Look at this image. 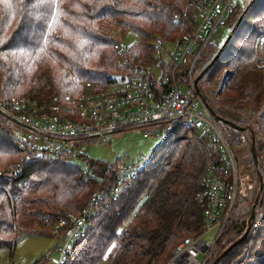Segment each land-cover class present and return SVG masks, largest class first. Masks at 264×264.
<instances>
[{
  "label": "trees",
  "instance_id": "obj_1",
  "mask_svg": "<svg viewBox=\"0 0 264 264\" xmlns=\"http://www.w3.org/2000/svg\"><path fill=\"white\" fill-rule=\"evenodd\" d=\"M242 6H234L227 16L229 40L201 69L202 59L210 55L208 44L195 66L198 83L223 68L234 70L230 101L242 102L246 91L258 90L245 100L250 108L242 147L254 187L237 200L207 264H233L243 254L248 264H264V74L254 65L260 55L255 40L258 27H264V0H249L232 27L233 14ZM174 16L177 24L171 22ZM192 27L188 0H0V102L31 98L48 104L78 94L84 83H106L123 69L116 50L120 36H136L127 54L128 64H136L140 55L145 62L153 59L152 40L174 41ZM235 41L240 47H234ZM21 130L0 111V251L13 252L22 232L52 236L42 217L79 216L95 192H103V201L87 219L86 233L65 264H97L112 244L117 251L109 264H165L175 243L202 232L197 195L206 166L217 163L206 135L174 127L128 190L113 200L105 190L111 181L107 163L85 160L82 167L63 156L29 160L17 145ZM189 131L195 142L179 137Z\"/></svg>",
  "mask_w": 264,
  "mask_h": 264
},
{
  "label": "built area",
  "instance_id": "obj_2",
  "mask_svg": "<svg viewBox=\"0 0 264 264\" xmlns=\"http://www.w3.org/2000/svg\"><path fill=\"white\" fill-rule=\"evenodd\" d=\"M188 1L193 27L174 41L154 39L151 64H128L129 47L118 40L116 50L123 59V72L109 75L106 83H84L80 93L54 98L48 104L31 98L0 102V111L22 127L17 133V145L29 160L64 156L67 161L83 164L91 160L85 154L89 145H106L113 136L128 130L161 144L176 126L206 135L217 163L206 166L197 195L203 208L202 232L175 243L165 264H207L237 200L246 198L254 187L248 167L238 157L246 141L247 112L222 115L209 106L208 101L212 100L195 84L196 63L211 39L227 27L234 2ZM178 20L174 16L171 22L177 24ZM170 45L171 54V48L166 49ZM153 65L158 68V79L152 72ZM221 93L213 98L218 99ZM151 159L152 155L136 161L107 163L111 181L105 190L109 196L113 200L121 198ZM81 166L86 167L85 163ZM103 198V192H95L79 216H43V223H50L51 235L60 242L55 248L59 259L54 260L50 254L36 264H65L73 245L86 233L87 219L97 211ZM10 264H23V260H11Z\"/></svg>",
  "mask_w": 264,
  "mask_h": 264
},
{
  "label": "rangeland",
  "instance_id": "obj_3",
  "mask_svg": "<svg viewBox=\"0 0 264 264\" xmlns=\"http://www.w3.org/2000/svg\"><path fill=\"white\" fill-rule=\"evenodd\" d=\"M244 1L245 0H233L234 6L235 7L242 6ZM248 2L249 0H247L245 4H243L242 8H238L234 12L232 25H231L232 27L235 25L238 17L241 15V12L243 11V9L245 8ZM248 21H251V19H249ZM258 28L260 35L258 38H256L255 43H256V47H258L257 53L260 55L256 57L258 58V60H255L254 65L262 69L264 74V27L260 26ZM228 35H229V27H226L211 39L212 47L210 46L209 49L207 50L210 51V55L202 59L201 69L207 66L210 59L217 52L219 46H221L228 38ZM163 39H165L168 42L171 40L166 38ZM119 40L125 46L130 48L136 42V36L133 33L128 32L125 35L120 36ZM151 43H153V40ZM233 45L234 47H240V42L235 41ZM168 47L171 48L170 51L171 54L173 50V45L167 46L166 49H168ZM230 51H233V48H231ZM151 54L154 59V52L152 51ZM153 59L151 61L145 62V60H143V56L140 55L138 61L141 62L142 64L149 65L152 63ZM120 63H123V59L122 62ZM121 72H123V69L120 70L119 68L117 71H115L112 74H119ZM152 72L155 75V77L158 79L159 71L155 65L152 66ZM235 77L236 75L234 70L232 71L228 68H223L219 72L215 73L213 78L210 79L208 78V76H205L198 83V87L200 88L202 93L203 94L206 93L209 96V98L212 100V101H208L209 106L212 109L219 111L224 116H226L227 114L239 115L243 112L246 113L250 107L245 103V100L247 98L256 95L258 92L257 88L253 87L248 91H246L247 97L242 102L230 101L229 94L227 93V91L229 90V88L233 87L232 83ZM219 91L220 92L224 91V93L218 96V99L213 98ZM261 92L262 95H264L263 88L261 89ZM223 99H225V101L228 103L224 102ZM238 105H242V108ZM195 136L196 135L194 133L189 131V133L181 132L179 137L186 138L191 142L193 141L195 142L196 141L194 138ZM198 139L201 140L199 137ZM184 143H186V141H184ZM160 145H161L160 141L156 139H145L142 137L141 134L137 133L135 130H128L120 135L113 136L110 140V143L106 145H94V144L89 145L85 149V154H87L92 161H100L104 163L130 162V161L139 160L141 156L150 157L155 150L159 149ZM201 150L203 151V149ZM245 152H246V148H245ZM238 157L242 165H244L245 167L249 166L247 163V153L243 156L242 148L240 150V153L238 154ZM61 158L62 159L64 158V160H66L64 156ZM69 161L73 162V160L71 159ZM77 164L83 165L80 162H78ZM251 202H253V200L249 201V207H247L249 209L251 207L250 206ZM241 210L242 208L238 206L236 210L237 218L240 217ZM247 221L245 222V224L249 223V219ZM32 229L35 230V226H33ZM59 244H60L59 240L56 239L54 236L40 235L35 232L19 233V235L16 238V243L13 252L9 250L0 251V264H10L11 260L13 261L23 260V264H36L37 261L46 258L50 254L53 256L54 260L58 261L59 253L55 250V248ZM116 251H117V244H112L108 249V251L106 252V254L103 256V258L97 264H109L111 259L114 258ZM233 264H248V260L247 258H245L243 254L241 258L237 262L235 260Z\"/></svg>",
  "mask_w": 264,
  "mask_h": 264
},
{
  "label": "water",
  "instance_id": "obj_4",
  "mask_svg": "<svg viewBox=\"0 0 264 264\" xmlns=\"http://www.w3.org/2000/svg\"><path fill=\"white\" fill-rule=\"evenodd\" d=\"M229 38H230V35L228 36V38L226 39V42L229 40ZM198 83V79H196L195 80V84H197ZM253 219V213L251 214V217H250V219H249V223H250V221ZM248 223V224H249Z\"/></svg>",
  "mask_w": 264,
  "mask_h": 264
}]
</instances>
